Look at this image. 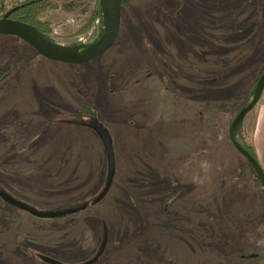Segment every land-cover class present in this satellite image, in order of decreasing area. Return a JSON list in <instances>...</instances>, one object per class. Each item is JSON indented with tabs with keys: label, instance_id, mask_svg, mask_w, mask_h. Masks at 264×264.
Listing matches in <instances>:
<instances>
[{
	"label": "rangeland",
	"instance_id": "rangeland-1",
	"mask_svg": "<svg viewBox=\"0 0 264 264\" xmlns=\"http://www.w3.org/2000/svg\"><path fill=\"white\" fill-rule=\"evenodd\" d=\"M100 4L47 14L55 43H97ZM0 72V192L39 212L95 202L108 161L93 117L117 160L108 195L75 214L40 219L0 198V264H84L105 226L96 264H264V189L230 140L264 75V0H124L119 38L97 60L52 62L2 37ZM263 107L264 92L238 138L264 170Z\"/></svg>",
	"mask_w": 264,
	"mask_h": 264
},
{
	"label": "water",
	"instance_id": "water-1",
	"mask_svg": "<svg viewBox=\"0 0 264 264\" xmlns=\"http://www.w3.org/2000/svg\"><path fill=\"white\" fill-rule=\"evenodd\" d=\"M102 5L106 18L104 34L97 43L88 48H73L72 50L66 49L44 38L36 30L28 26L27 24L10 19L9 14L5 15L3 18L0 19V35L14 37L18 40L25 42L26 44L30 45L40 55V57H43L52 62L74 66H82L92 61H95L98 58L102 57L104 54H106L115 45L121 32L123 0H102ZM263 92L264 75L259 83L257 95L254 101L247 108H245L232 123L230 129V140L235 149L254 167L258 176L264 184V170L262 169L260 163L254 157H252L244 148H242L235 138V132L238 126L242 123L246 116L256 108L257 104L262 98ZM88 127L92 129L100 138L104 146L108 161V177L105 187L99 198L94 202V204H98L108 195L111 190L116 175L117 160L112 136L109 130L105 127V125L102 124L98 118L93 117L91 118ZM0 198H2L5 202L9 203L10 205L40 219H56L60 218L63 215L75 214L87 208V205H84L80 209L68 210L65 212H39L33 209L32 207L15 200L8 194L0 192ZM108 241L109 230L105 226L103 240L100 245L98 254L92 260L84 264H96L104 255L108 245ZM43 260L48 264H62L50 258H44Z\"/></svg>",
	"mask_w": 264,
	"mask_h": 264
},
{
	"label": "trees",
	"instance_id": "trees-1",
	"mask_svg": "<svg viewBox=\"0 0 264 264\" xmlns=\"http://www.w3.org/2000/svg\"><path fill=\"white\" fill-rule=\"evenodd\" d=\"M82 1H84V0H29V1H26L23 3L16 4L14 7H12L11 9H8L6 12H4V10H3L5 8L0 7V14H1V18H3L5 15L9 14L10 19L24 23V24H27L28 26H30L34 30H36L41 36H43L44 38L55 43L54 39L52 38V30L50 28V25L45 20L46 15L49 14L51 11L60 8V6L67 8V7L74 6L75 4L80 3ZM123 3H124V0H123ZM103 13H104V8H103V5L100 4V6L98 7L97 11L95 12V14L91 20L92 24L95 23L96 20L98 19V17ZM2 37L18 40L17 38H14V37H8V36H1L0 35V38H2ZM74 48L75 49H82L84 47L82 45H77ZM35 57H40V55L36 51H35ZM6 78H7V74L0 72V84L1 83L4 84L6 81ZM258 84H259V82L257 83L256 89L254 92V96L257 94ZM250 104H247L245 107H243V109L239 112V114L245 108H247ZM239 114L234 118V120L239 116ZM234 120H233V122H234ZM243 122H244V120L238 126V128L235 132V138H236L237 142L240 144V146L242 148H244L252 157H254L260 163V161H259V159H258V157L254 151V148L247 143L246 144L242 143L238 138V135H239L238 132L241 129ZM249 165L252 168L254 175L256 176L257 180L261 184V187L264 189V184L261 181L260 177L258 176L256 170L254 169V167L250 163H249ZM261 167H262V165H261ZM93 205H94V202L87 203V208H90Z\"/></svg>",
	"mask_w": 264,
	"mask_h": 264
},
{
	"label": "crops",
	"instance_id": "crops-1",
	"mask_svg": "<svg viewBox=\"0 0 264 264\" xmlns=\"http://www.w3.org/2000/svg\"><path fill=\"white\" fill-rule=\"evenodd\" d=\"M262 133H264V107L262 108L259 114V118L254 129L253 136L255 140H262V142H264V137H262Z\"/></svg>",
	"mask_w": 264,
	"mask_h": 264
},
{
	"label": "flooded vegetation",
	"instance_id": "flooded-vegetation-1",
	"mask_svg": "<svg viewBox=\"0 0 264 264\" xmlns=\"http://www.w3.org/2000/svg\"><path fill=\"white\" fill-rule=\"evenodd\" d=\"M2 193H5V192H2ZM6 194V193H5ZM2 199V198H1ZM3 200V199H2ZM7 203V202H6Z\"/></svg>",
	"mask_w": 264,
	"mask_h": 264
}]
</instances>
